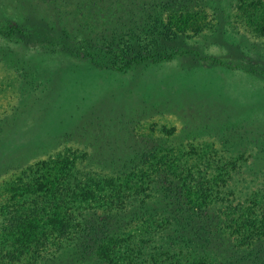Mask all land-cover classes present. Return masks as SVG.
<instances>
[{
    "label": "rangeland",
    "instance_id": "obj_1",
    "mask_svg": "<svg viewBox=\"0 0 264 264\" xmlns=\"http://www.w3.org/2000/svg\"><path fill=\"white\" fill-rule=\"evenodd\" d=\"M232 4L233 0H156V5L152 0H0V28L7 34L10 25L19 27L10 38L0 36V185L58 154L84 156L88 168L98 172L141 167L154 146L148 135L155 137L163 127L173 129L175 142L237 150L249 146L252 154L261 152L264 74L255 77L222 67L237 64L258 73L264 65V58L252 57L250 64V58L226 46L230 34L242 33ZM217 6L225 9L222 35L206 28H215ZM147 16L160 18L163 27L171 20L176 27H186L187 42L198 52L156 64H130L129 69L110 67H119L127 50H121L118 39ZM196 25L206 26L194 35ZM115 33L120 35L113 41ZM68 42L74 50L70 54L50 49ZM244 155L250 161L248 152ZM259 165L264 167V161ZM151 178L163 187L161 171ZM203 211V216L212 213ZM211 216L212 224L217 222L214 213ZM87 225L98 231L101 220L92 217ZM203 225L201 233L211 237L213 226ZM80 241L44 264L79 262L80 251L92 240Z\"/></svg>",
    "mask_w": 264,
    "mask_h": 264
},
{
    "label": "trees",
    "instance_id": "obj_2",
    "mask_svg": "<svg viewBox=\"0 0 264 264\" xmlns=\"http://www.w3.org/2000/svg\"><path fill=\"white\" fill-rule=\"evenodd\" d=\"M231 8L242 35L230 34L226 46L250 58V64L263 59L264 0H233ZM214 10L218 22L206 28L222 35L225 9ZM163 26L160 18L147 16L121 39L112 35L127 50L123 63L110 67L129 69L130 64H156L198 52L187 42L186 27H176L173 20ZM205 26L196 25L193 34ZM17 29L10 25L5 34L0 28V36L10 38ZM239 40L250 47H239ZM60 45L50 49L74 51L69 42ZM222 67L264 74V65L258 73L237 64ZM160 132L148 135L154 146L141 167L98 172L88 168L84 156L58 154L3 181L0 264H44L75 248L80 239L92 242L82 246L79 262L72 264H264V167H259L264 149L252 154L249 146L184 144L175 142L173 129ZM158 171L165 175L159 188L151 181ZM203 210L214 213L217 222L212 224V213L203 216ZM92 217L101 220L98 231L95 225L88 229ZM195 218L213 226L211 237L201 233L204 225Z\"/></svg>",
    "mask_w": 264,
    "mask_h": 264
}]
</instances>
